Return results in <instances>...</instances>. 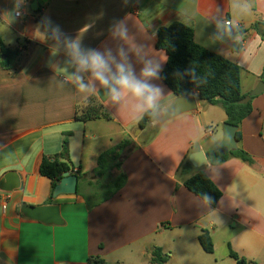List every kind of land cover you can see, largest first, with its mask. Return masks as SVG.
Returning <instances> with one entry per match:
<instances>
[{
  "label": "crops",
  "instance_id": "0c3cea01",
  "mask_svg": "<svg viewBox=\"0 0 264 264\" xmlns=\"http://www.w3.org/2000/svg\"><path fill=\"white\" fill-rule=\"evenodd\" d=\"M34 1L26 0L18 17L17 0H0V37L13 53L3 67L7 55L0 48V183L16 172L24 185L0 188V264H87L92 255L109 264H150L155 248L167 255L165 264H237L229 245L240 257L264 264V91L252 99L253 110L240 127L238 146L254 165L235 157L213 165L208 155L221 143L227 120L222 106L203 103L195 91L197 110L143 131L125 107L107 106L100 89L93 97L111 120H77L85 101L74 84L61 86L65 74L57 68L66 67V57L62 51L52 57L53 42L36 30L47 17L67 35H78L85 48L110 47L115 54L119 41L110 28L127 17L136 41L164 58L163 70L168 56L157 47V31L179 21L193 29L196 43L241 68L242 94L248 96L264 78V39L252 29L264 24V0H250L252 12L243 18L232 14L229 0H42L33 10ZM230 32L241 35L228 38ZM236 42L243 45L238 53ZM153 83L165 89L163 108L177 98L162 79ZM68 133L71 162L84 179L79 176L77 194L51 201L52 181L40 174V164L62 151ZM126 138L138 146L122 164L127 183L90 210L85 196L97 182L98 158ZM199 151L208 160L201 168L222 192L214 208L184 186L189 171L178 176L186 157ZM45 205L59 207L62 224L21 211ZM201 231L210 233L214 254L202 249Z\"/></svg>",
  "mask_w": 264,
  "mask_h": 264
},
{
  "label": "trees",
  "instance_id": "16d2710c",
  "mask_svg": "<svg viewBox=\"0 0 264 264\" xmlns=\"http://www.w3.org/2000/svg\"><path fill=\"white\" fill-rule=\"evenodd\" d=\"M252 29L256 30L264 39L263 23L258 22L254 24ZM238 31L242 35L245 33L241 29ZM157 47L164 50L168 56L166 65L161 72V79L169 86L174 95L176 97H188V94L196 91L203 103L222 106L227 116L226 123L236 126L239 129L236 137L238 143H240L242 139L240 127L244 119L251 114L253 110L252 99L255 98L253 96L247 104L240 103L246 97L242 94L241 89V68L234 62L196 43L193 29L179 21L172 22L158 29ZM0 48L2 53L7 55L6 60H3L1 65L8 67V58L13 53L6 48L1 37ZM242 48V43L236 42L233 46V51L238 53ZM190 69H194L197 82H194L193 77L187 74ZM177 72L182 75L176 76L175 73ZM198 81L205 82L198 83ZM77 109L76 118L82 122L96 119L111 120V116L105 111L103 105L96 97H90L87 102ZM151 123V120L145 117L139 120L138 126L144 131L147 130ZM157 130L155 129L154 134L148 137L145 143L154 138ZM70 136L71 133L66 135L62 151L58 155L54 158H47L46 156L40 164V174L52 181L53 191L56 187L57 180L63 173L76 172L70 159L68 141ZM137 147V145H134L132 138H126L118 145L100 154L98 166L94 171L97 182L90 185V192L85 196L90 210L111 199L126 185L127 176L122 169V164L126 159L125 157ZM208 157V160L213 165L222 164L231 157L238 158L249 166L254 165L253 158L241 148L236 151L224 153L213 151ZM185 171H189L191 176L183 179L184 186L208 203L211 208L216 207L222 198V192L208 177L204 169L194 168L186 157L178 169V176L181 178L185 175ZM79 176V181L84 179L82 175L79 174ZM106 179H110L112 185L108 188L104 196H96V190L101 188L100 185ZM205 196H210L212 199L209 201L205 199ZM92 197L95 198L94 201ZM201 232L198 240L202 249L208 254H214V243L210 233L207 231ZM151 255L150 264H165L167 262L168 257L160 248H155ZM228 255L237 264H255L252 261L240 257L230 245L228 246ZM87 264L109 263L100 256L92 255L88 259Z\"/></svg>",
  "mask_w": 264,
  "mask_h": 264
},
{
  "label": "clouds",
  "instance_id": "9594fccd",
  "mask_svg": "<svg viewBox=\"0 0 264 264\" xmlns=\"http://www.w3.org/2000/svg\"><path fill=\"white\" fill-rule=\"evenodd\" d=\"M25 3L26 0H17V15L25 14L26 9L20 10ZM229 3L233 15L243 18L252 12L250 0H229ZM127 20L125 17L114 21L110 28L111 37L119 41L115 54L110 47H105L104 51L85 48L78 35H67L47 17L40 21L36 30L45 41L53 42L52 57L59 55L61 51L66 57V67L57 68L65 74V81H61V86L65 82L74 84L85 102L90 97L99 96L100 89H104L107 106L125 107L134 119L148 117L156 124L161 118L162 100L166 93L162 86L153 81L161 79L160 72L165 60L157 56L147 44L136 41ZM152 35L155 36V33ZM136 65H139V72ZM84 74L88 75L87 82ZM187 74L197 82L194 69H190ZM175 75L182 74L177 72ZM205 199L210 201L212 198L205 196Z\"/></svg>",
  "mask_w": 264,
  "mask_h": 264
},
{
  "label": "water",
  "instance_id": "95a60500",
  "mask_svg": "<svg viewBox=\"0 0 264 264\" xmlns=\"http://www.w3.org/2000/svg\"><path fill=\"white\" fill-rule=\"evenodd\" d=\"M42 6V0H36L32 4V9L37 10ZM240 33H226L228 38L240 36ZM15 57L11 58L14 63ZM264 91V78L257 85L256 88L244 99L240 101L241 104H247L251 101L253 96H256ZM198 106L195 97H177L169 106L163 108L161 118L157 125L161 126L166 122L180 116L181 114L197 110ZM238 127L228 123L223 125V139L221 143L215 148L218 153L232 152L239 149L237 141ZM206 156L202 151L190 155L189 161L195 168H201L208 164ZM79 172H65L56 182V187L52 192L50 200H55L60 195H74L78 193ZM23 182L21 176L16 172L8 173L0 183V188L6 191L22 190ZM22 214L34 220L44 222L45 224H62V219L57 205H45L40 207L24 206L21 208Z\"/></svg>",
  "mask_w": 264,
  "mask_h": 264
},
{
  "label": "rangeland",
  "instance_id": "374dc122",
  "mask_svg": "<svg viewBox=\"0 0 264 264\" xmlns=\"http://www.w3.org/2000/svg\"><path fill=\"white\" fill-rule=\"evenodd\" d=\"M112 184H111V182H110V179H106L105 181H104V183H102L100 186H101V188H98V187H96V188H98L97 190H96V196H104L105 194H106V191L108 190V188L111 186ZM90 195V194H89ZM92 199H93V201H94V197H92Z\"/></svg>",
  "mask_w": 264,
  "mask_h": 264
},
{
  "label": "built area",
  "instance_id": "2783aa9c",
  "mask_svg": "<svg viewBox=\"0 0 264 264\" xmlns=\"http://www.w3.org/2000/svg\"><path fill=\"white\" fill-rule=\"evenodd\" d=\"M18 17H20L21 15H17ZM227 26H231L232 24L231 23H229V21H227L226 23H225Z\"/></svg>",
  "mask_w": 264,
  "mask_h": 264
}]
</instances>
